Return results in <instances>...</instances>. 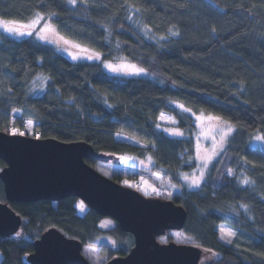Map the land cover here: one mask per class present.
<instances>
[{"label":"trees","instance_id":"obj_1","mask_svg":"<svg viewBox=\"0 0 264 264\" xmlns=\"http://www.w3.org/2000/svg\"><path fill=\"white\" fill-rule=\"evenodd\" d=\"M37 13L104 60L136 64L145 74L116 76L98 63L72 62L53 45L0 30V131L11 134L9 128L21 129L30 119L42 139L85 142L114 161L154 158V180L186 211L181 231L210 251L199 264H264V142L250 144L264 136V0H76L74 7L68 0H0L4 20L28 22ZM174 103L235 127L194 191L179 181L196 165L193 118ZM161 113L189 137L164 134L157 127ZM239 174L255 183L241 185ZM110 179L120 183L121 177ZM77 202L85 207L82 214ZM0 203L22 218L14 235L0 237V264H28L33 242L50 228L82 246L111 238L115 248L100 249L106 261L133 246L130 233L116 222L101 228L105 217L75 197L8 202L0 180ZM220 224L235 230L230 244L220 240Z\"/></svg>","mask_w":264,"mask_h":264},{"label":"water","instance_id":"obj_2","mask_svg":"<svg viewBox=\"0 0 264 264\" xmlns=\"http://www.w3.org/2000/svg\"><path fill=\"white\" fill-rule=\"evenodd\" d=\"M0 169L8 202L81 200L101 217L114 220L133 236L125 256L104 264H199L202 249L174 241L160 242L167 231H180L186 211L169 199L145 197L95 170L85 162H118L113 156L97 154L85 142H62L0 131ZM22 218L7 203H0V237L14 235ZM82 244L50 228L33 242L28 264H91L82 255Z\"/></svg>","mask_w":264,"mask_h":264},{"label":"rangeland","instance_id":"obj_3","mask_svg":"<svg viewBox=\"0 0 264 264\" xmlns=\"http://www.w3.org/2000/svg\"><path fill=\"white\" fill-rule=\"evenodd\" d=\"M35 18H36V16L34 18H32L30 21L34 20ZM43 18L44 19L42 21H40V23L36 24L34 26V28L32 29V31L34 33L32 36H27V35L17 36L15 34H8V33H6V34H8L9 36H11L15 39L33 38L37 41H40L37 39L38 34L39 35H46V37L48 39L52 40L53 42L52 43H46L44 41H40V42H43V43H46L49 45H53L54 47H56L55 49L61 55H63L65 58L69 59L70 61H72V62L98 63V64H100L101 69L105 72H108L110 74L120 76V77H130L129 75H122V74H116V73L109 72L103 66V63L105 60L102 58V56H101L100 61L86 60V59H81V60H76V61L72 60V58L68 55L67 51L58 50V49H63L65 46L62 43H59L57 41L55 35H53L51 33H44V32L40 31V29L44 28V26L46 24L50 23L49 19L46 16H43ZM5 21H7V20H5ZM30 21H28V22H30ZM28 22H22V23H28ZM7 26L8 27H18V25H13V24H8ZM0 30L3 31V28L0 27ZM69 50L75 51V49H69ZM108 62H111L114 65L120 64V63H116L113 61H108ZM174 105L177 107V105H181V104L174 103ZM185 112H187L193 118L194 130L191 134V137H192L193 142H194V158H195V164L196 165H195L194 170H192L191 172L181 174L179 176V181L185 190L194 191L198 188H190L188 186V183H186L185 180L183 179V177H185V176H187L189 178L199 177L201 175V172H203L204 179L201 181V184L204 182V180L207 176L210 164L214 160L219 158V156H221L222 152H219L218 142H219V137H220V128L223 127V125L221 122L208 120L207 116L209 114L194 113L190 110L185 111ZM197 117H201V119L198 120ZM222 120H224V119H222ZM30 121H31V125H29ZM176 124H177V121L170 114L161 113L158 116V125H159L158 128L164 134H166L167 136L172 137V138H188L189 134L187 133V131L177 127ZM24 125L25 126L23 129L27 132V134L29 136L34 137L36 135L35 122L30 120V119H25ZM9 129L11 130L13 128H9ZM15 129H18V128H15ZM233 129H234L233 130V132H234L235 131L234 126H233ZM18 130L21 131V129H18ZM173 131H179L180 133H182V135H171L170 132H173ZM250 144L252 147L263 146V142L256 141L254 138L252 139ZM226 145H227V143L225 144L224 149L226 148ZM214 151L219 153V154L214 155ZM210 156L212 157V160L208 164V167L204 168L203 167L204 162L206 160H208V158ZM149 158H151V162H150ZM134 161H136V162H134ZM142 161H143V163H147L150 165V167H151L150 170H152L156 166V162H155L154 158H152V157H148L146 159H138V158H134V157H130V156H120L119 157V164L112 163V162L95 163L92 165V167L95 170H97L99 173H101L102 175H104L108 178H110L113 175H117L118 177H121L120 184L127 186V187H130V188H134L135 190L140 192L145 197L167 199V196H168L167 189L162 187L161 185H159L154 180V175L152 172H150V170L149 171H142V170H146L142 167V165H140ZM243 178H244V176H241L240 174L238 176H236V179L238 181L242 180ZM125 182H127V184ZM137 183H140L141 186L136 187V186H138ZM153 188L156 189L155 192L152 191ZM80 204H81L80 202H77V210H78L79 214H82L83 211L85 210V207H84V210L81 211L80 208L78 207V205H80ZM114 222L115 221L112 220L111 218L105 217L99 223V226L101 228H107V227L113 226ZM221 228H225L227 230L235 232V230L230 228L229 226H227L225 224H220L217 226V229L219 231V236H221V232H220ZM169 239L173 240L176 243L195 245V242L193 240H191L189 237H187L182 231H168L166 233V235L159 238V241L164 243ZM227 239H228V237H225L224 240H221V239L220 240L222 242H224L225 244H230V243L225 242ZM102 245H109V247L114 249L116 244L111 238H109L107 236H100V237L96 238L92 244H87V245L82 246V250H81L82 255L91 264H104L106 262V259H107V254L103 253L102 250H100ZM209 252L206 249H202V255H201L200 260L204 259V257ZM0 259H1V252H0Z\"/></svg>","mask_w":264,"mask_h":264},{"label":"snow or ice","instance_id":"obj_4","mask_svg":"<svg viewBox=\"0 0 264 264\" xmlns=\"http://www.w3.org/2000/svg\"><path fill=\"white\" fill-rule=\"evenodd\" d=\"M68 3L74 7L76 5V0H68ZM43 19H44L43 16L40 15L39 13H37L36 18L34 20H32L28 23H22L20 21H5L3 18H0V27H2L3 31L5 33H8V34H15L17 36H25V35L32 36L34 34L32 29L34 28V26L36 24L40 23V21H42ZM128 19L131 20V16H129ZM8 24L18 25V27H8L7 26ZM145 28H147V26H145ZM40 31L44 32V33H51V34L55 35L57 41L59 43H62L65 46L63 49H58V50L67 51L68 55L74 61L81 60V59L97 60V61L101 60V54L99 52L95 51V49L89 48L88 46L80 43L79 41L61 34L55 28V26L50 24V23L46 24L44 26V28L40 29ZM105 31L108 32V35H111V32H109L107 28H105ZM147 31H150V29H147ZM169 32L173 36L179 35V33L177 31H173L172 29H169ZM37 39L40 41H44L46 43H52L53 42L52 40L48 39L46 37V35H39L38 34ZM161 39H165V37H161ZM117 47H119V44H117ZM69 49H75V51H71ZM103 66L109 72L116 73V74L129 75V76H133V75L138 76L141 74H145V69L143 67H138L136 64H133L130 62H121L118 65H114L113 63L105 60L103 63ZM45 79H47V78H45ZM177 107H179L182 111H188L187 109L184 108L183 105H177ZM197 119L199 120V119H201V117H197ZM207 119L210 121L221 122L223 125V127L220 128V137H219V142H218L219 152H223L224 146L228 142V138H229L230 134L233 133V130H234L233 126L229 121L222 120V118L220 116H214V115L209 114L207 116ZM29 125H31V121L29 122ZM157 127H159V125H157ZM11 134L12 135H21V136L24 135L23 132H20L18 129H15V128L11 129ZM170 134L171 135H182V133H180L179 131H173V132H170ZM39 138H40L39 136L36 137V139H39ZM254 139L256 141L264 142V136H261V135H256L254 137ZM216 154H219V153L214 151V155H216ZM149 160L151 162V158H149ZM211 160H212V157L210 156L208 158V160H206L204 162L203 167L207 168L208 164L211 162ZM141 163H143V161ZM227 175L233 176L234 175L233 171L231 169H229L227 171ZM183 179L185 180L186 183H188V186L190 188H199L201 186V181L204 179V175H203V172H201V175L199 177L189 178V177L185 176V177H183ZM125 183L127 184V182H125ZM239 183L241 185H251V184H254L255 181L251 180L248 176H244V178L242 180H240ZM152 191L155 192L156 189L153 188ZM169 195H171V193H169ZM78 207L80 208L81 211L84 210L83 204L78 205ZM240 207L242 209H244L245 211H248V205L247 204H241ZM220 232H221V236H220L221 240H224L225 237H228V239L225 241L226 243H231L232 238H234L236 235L235 232H232V231L227 230L225 228H221Z\"/></svg>","mask_w":264,"mask_h":264},{"label":"crops","instance_id":"obj_5","mask_svg":"<svg viewBox=\"0 0 264 264\" xmlns=\"http://www.w3.org/2000/svg\"><path fill=\"white\" fill-rule=\"evenodd\" d=\"M134 162H136V161H134ZM140 165H142V167L144 168V169H146V170H142V171H149L150 170V165L149 164H147V163H141Z\"/></svg>","mask_w":264,"mask_h":264},{"label":"built area","instance_id":"obj_6","mask_svg":"<svg viewBox=\"0 0 264 264\" xmlns=\"http://www.w3.org/2000/svg\"><path fill=\"white\" fill-rule=\"evenodd\" d=\"M24 125V124H23ZM21 132L26 133V131L22 128ZM36 136H38V132L36 131ZM138 186H140L139 183H137Z\"/></svg>","mask_w":264,"mask_h":264}]
</instances>
